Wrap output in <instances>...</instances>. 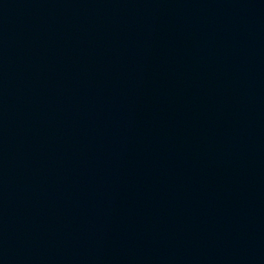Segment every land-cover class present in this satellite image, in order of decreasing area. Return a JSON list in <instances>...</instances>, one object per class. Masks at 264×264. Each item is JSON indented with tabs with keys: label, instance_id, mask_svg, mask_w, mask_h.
<instances>
[{
	"label": "water",
	"instance_id": "water-1",
	"mask_svg": "<svg viewBox=\"0 0 264 264\" xmlns=\"http://www.w3.org/2000/svg\"><path fill=\"white\" fill-rule=\"evenodd\" d=\"M0 264H264V0H0Z\"/></svg>",
	"mask_w": 264,
	"mask_h": 264
}]
</instances>
